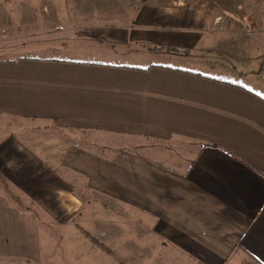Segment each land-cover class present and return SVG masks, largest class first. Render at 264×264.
Listing matches in <instances>:
<instances>
[{"label":"crops","instance_id":"crops-1","mask_svg":"<svg viewBox=\"0 0 264 264\" xmlns=\"http://www.w3.org/2000/svg\"><path fill=\"white\" fill-rule=\"evenodd\" d=\"M225 10L139 0L88 37L126 62L0 59V264H42V220L73 216L124 264H264V92L242 81L264 84V32Z\"/></svg>","mask_w":264,"mask_h":264},{"label":"rangeland","instance_id":"rangeland-1","mask_svg":"<svg viewBox=\"0 0 264 264\" xmlns=\"http://www.w3.org/2000/svg\"><path fill=\"white\" fill-rule=\"evenodd\" d=\"M204 1L225 7L226 10L222 12L224 17L238 20L241 34L245 33L249 39L256 36L259 29L262 33L264 32V0ZM138 4L139 0H0V59L46 54L60 55L71 59L85 58L126 62V58L120 60L118 56H106L105 54L109 52L103 48L107 47L99 45L97 47V44L89 41L88 37L103 29L104 26H127L130 15L133 14ZM253 33L254 35H252ZM261 41H258L257 45L264 47V42L260 44ZM248 50L251 52V49L248 48ZM260 50L262 51V49ZM252 53L264 54V52L261 53L257 50H252ZM163 61L172 60L164 55L147 53L136 54L132 60L136 64ZM128 62L130 61L128 60ZM254 65L256 66V64ZM229 69L232 70L231 67ZM242 81L252 86L257 85L255 87L264 92V84H257L254 81L248 82L246 78H242ZM85 134L95 137L94 139L97 140L112 138L111 141L116 145L135 143V140L129 136L118 135L115 137L95 131ZM136 139L139 140V138ZM80 143L91 146L85 141H80ZM142 152L150 153L146 150H142ZM83 198L88 199L89 193L84 192ZM42 221H44V225L40 226L43 238L42 264H57L59 261L63 263L73 261L79 264L81 262L80 257L85 260L88 257H93L97 261L104 262L101 264H124L120 262L115 252L96 236L108 248L107 252L97 247L99 253L110 257L104 261L98 257L101 254L96 251V253L90 252V244L92 243L81 233L79 227L89 231L74 216L60 225L53 220ZM90 221L93 220L88 219L87 222L90 223ZM127 225L129 226L128 223ZM140 226L137 225V227ZM142 229L144 228L142 227ZM45 230L48 232V239L44 243ZM143 232L145 233L146 230L144 229ZM139 238L143 237L139 236ZM139 254L141 253L139 252ZM154 262L152 261L150 264Z\"/></svg>","mask_w":264,"mask_h":264},{"label":"trees","instance_id":"trees-1","mask_svg":"<svg viewBox=\"0 0 264 264\" xmlns=\"http://www.w3.org/2000/svg\"><path fill=\"white\" fill-rule=\"evenodd\" d=\"M264 63V58H262V60L260 61L259 67L262 70V66ZM79 230L81 231V233L96 247L102 249L103 251H107L108 252V248L106 246H104V244H102L95 236L91 235L89 232H87L86 230H84L83 228L79 227Z\"/></svg>","mask_w":264,"mask_h":264}]
</instances>
